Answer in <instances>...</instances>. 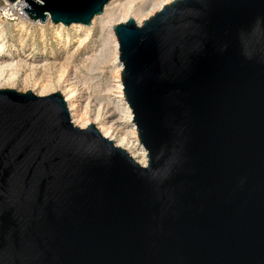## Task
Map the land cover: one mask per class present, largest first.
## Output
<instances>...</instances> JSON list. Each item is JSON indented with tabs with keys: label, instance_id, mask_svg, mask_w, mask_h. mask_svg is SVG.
<instances>
[{
	"label": "water",
	"instance_id": "95a60500",
	"mask_svg": "<svg viewBox=\"0 0 264 264\" xmlns=\"http://www.w3.org/2000/svg\"><path fill=\"white\" fill-rule=\"evenodd\" d=\"M24 1L83 26L109 2ZM114 28L148 165L60 92L0 89V264H264V0H173Z\"/></svg>",
	"mask_w": 264,
	"mask_h": 264
},
{
	"label": "bare ground",
	"instance_id": "6f19581e",
	"mask_svg": "<svg viewBox=\"0 0 264 264\" xmlns=\"http://www.w3.org/2000/svg\"><path fill=\"white\" fill-rule=\"evenodd\" d=\"M23 1L24 0H18L16 2L12 3L9 0H5V2L7 3V5L10 6V8L9 9L5 8V10H4L5 13L4 12L0 13V89H15L17 83L21 82L24 85L23 87H25V90L22 92L31 91V92L35 93L37 96H46V95H49L48 94L49 92L55 93L56 91H60L62 84L65 83L66 81H68V79H66L68 71H67V67L65 66L67 64L63 65L64 64L63 63V64L58 65V63H56L54 60H53L54 62H49L48 54H47L46 50L44 52L45 55L43 56L44 57L43 62H41V63L35 59L31 60L32 58H34V55L32 53L28 57L22 58L19 52H20V50H23V45H24L23 43H21V45L19 46L20 48L15 46V45H12L11 48L7 50L8 46H7L6 38H4V33H6L7 28L11 32L12 28H16V27H18L20 30H28V31L30 28L35 27V28H38L37 30L42 31V34H43V31L45 29L44 27L47 25H50L53 28H55V31H57V32H55L56 34L54 35L56 39L61 38L62 30L68 29V28H75L77 31L83 30L85 33H87V35H86V37H87V36H89V34L92 31L91 29H93L92 27L94 25H92V24H95V22L98 18H100L102 16L105 17L106 15H109V18L106 20V22H104L105 26H106V24H111V22H113L112 19L114 18V16H118V14H119V13H117L118 12L117 8H114V6H117L116 3L119 2L120 0H109V2L106 3V5H105L103 14L100 16L93 17L92 22H91L92 26H83L82 22H77V23H74L71 25H66L63 22L56 23L53 21V19L51 18L50 15L47 16V20H46V22H45L46 24H45V23L41 22L40 18L36 19V21H33L23 13V15H21L19 17L20 19L18 20V22L13 24V27L12 26H10V28L7 27L8 25H7L6 21L3 20V17L8 19V17H10L12 15H17V13L10 15V10L11 11H17L18 15H19V11L28 7V4L23 2ZM140 1L141 2L144 1L148 6L146 11L144 10V13H141L140 7H137V5H136V3L140 2ZM170 1L171 0H132V1H126L125 0L124 2H127V3H121L119 9H122V11H123L124 17L122 16L123 17L122 19H125L124 22L128 21L129 18H133L138 25H142L145 20L150 18L156 12L160 11ZM16 17L17 16H15V18ZM124 22H120V23H124ZM117 24H119V22L111 25L110 32L115 36V37L113 36L114 37L113 39L116 38V44H117L116 49L120 53L119 40H118L117 34L115 32V28H114L115 25H117ZM105 26H104V29H105ZM102 28H103V26H102ZM107 31H108V29H107ZM70 35H71L70 33H67V37H66V40L64 41V45L69 44ZM109 36L112 37L111 35H109ZM109 36H108V38H109ZM73 38H74V36H73ZM22 39H24V38L21 37L20 40H22ZM87 39H89V38H87ZM109 40H110V38H109ZM104 42L106 43V41H104ZM102 46H103V44H102ZM79 48H81V47H79ZM4 52H6L5 56L3 55ZM71 52H73V50ZM119 55L120 54H117V58L120 57ZM70 56L71 55H69L68 57H70ZM95 60H96V58H95ZM67 61H69L68 58H67ZM70 61H71V59H70ZM119 68H120L119 71H123L124 65H123L122 61H120V67ZM89 69L92 70L91 66L89 67ZM22 73H25V77L23 79H22ZM53 73L55 74L54 77H53ZM83 76H82V78H83ZM86 78H84V80H86ZM90 79H92V78H90ZM80 81H81V79H80ZM87 81H88V79H87ZM74 84H76V82H71V83L67 82V84L62 87V89H64L63 90L64 95L63 94L62 95H63L64 101L66 102L72 123L75 126L82 128V129H86L91 124H95L97 129L103 135V137L107 138L108 140L113 141L114 146L123 148L124 150H126L130 154V156H132L142 166H147L148 162H149L148 157H147L148 150L146 149V147L143 145V143L140 140L138 127H137L136 123L134 122L135 121L134 111L131 108V106H130V104L127 101L126 96H125L123 79H122V82L118 83V86H117L121 95L118 98H116V100L114 101V103H113L114 107H110V110H109L110 115L108 117H106V115L109 112L108 111H107L108 113L105 112L106 108L103 106H98L96 103H94L95 108L93 110L94 113H92L93 116L91 115L92 116V118H91L89 115V113L91 112V111L89 112V109L91 107V100H88L89 95H87L88 97L86 96V94H87L86 91L90 87L85 88L84 86H82L83 88L79 89L77 86L78 84L77 85H74ZM78 98L79 99L88 98L86 108L84 107L85 108L84 113H81L78 109V105H77V103L79 102V101L77 102ZM107 107H109V104ZM118 107L121 108L119 110L121 111L122 117L120 116V121L115 122L113 120V118L115 117V114L117 111L116 112H113V111L115 109L118 110ZM110 117L112 118V121H109V120L107 121V118H110ZM117 122H119L120 125L121 124H123V125L127 124L128 127L129 126H131V127L128 130V132H123L122 131L123 129L118 128V126L116 125ZM124 127H126V126H124Z\"/></svg>",
	"mask_w": 264,
	"mask_h": 264
},
{
	"label": "rangeland",
	"instance_id": "374dc122",
	"mask_svg": "<svg viewBox=\"0 0 264 264\" xmlns=\"http://www.w3.org/2000/svg\"><path fill=\"white\" fill-rule=\"evenodd\" d=\"M124 1L120 0L119 2L116 3L117 6H114V8H117V11H118L117 13H119V14H118V16H114V18L112 19L113 22H111V24H106V26H105V23H104L109 18V15H106L105 17L102 16V17H100L101 19L98 18L96 20L95 24H92L94 26L92 27L93 29H91L92 30L90 33L91 35L89 34L90 37L89 36L86 37L87 33H85L83 30L77 31L75 28H68V29L62 30V36H61L62 39L61 38L56 39L54 35L56 34L55 32H57V31H55V28H53L50 25H47L44 27L45 29L43 31V34H42V31L37 30L38 28H35V27L30 28L29 31L28 30H20L18 27H16L17 29L12 28L11 32L7 28L6 33H4V38H6V42H7V46H8L7 50L10 49L12 45L19 47L21 45V43H23L24 44L23 50H20V52H19L21 57L26 58L32 53L34 55V58H32L31 60L35 59V60L39 61L40 63L43 62V59H44L43 56L45 55L44 52L46 50V52L48 54L49 62L55 61L56 63H58V65L63 64V63H64L63 65L67 64V65H65L67 67V71H68L67 76H66V79H68V81L65 82L66 84H67V82L68 83L76 82V84H74V85L78 84L77 86L79 89H82L83 88L82 86H84L85 88L90 87L86 91L87 92L86 96L89 95V99L88 98H82V99L78 98L77 99V102L79 101L77 103L78 109L81 113H84V111H85V108L87 105V99L91 100V107L89 109V112L91 111L89 113L91 118L93 116L92 113H94L93 112V110L95 108L94 103H96L98 106L105 107L106 108L105 112H107V111L109 112L110 107H114L113 103L116 100V98H118L121 95L117 86H118V83L122 82V71H119L121 60H120V57H118L119 59L117 58V54H120V53L116 49V45H117L116 44V38L113 39L115 36L110 32V27L112 24H116L118 22L119 23L124 22L125 19H122L124 17L123 11H122V9H119L121 3H127ZM126 1H132V0H126ZM23 2H25V1H23ZM171 2H172V0L169 3H171ZM136 5H137V7H140L141 13H144V10L146 11V9L148 8L147 4L144 1H142V2L140 1V2L136 3ZM28 6H29V4H28ZM5 7L10 8V6H7V3L5 2V0H0V13H3V12L5 13V11H3V9ZM10 15H11V13H10ZM21 15H23V13L21 11H19V15L17 12L16 18L14 16H10V17H8V19L3 17V20L6 21V23L8 25L7 27L10 28V26L13 27V24L18 22V20L20 19L19 17ZM101 25L103 26V28ZM104 26H105V29H104ZM107 29H108V31H107ZM67 33L71 34L70 35V42L68 44L69 46L64 45V41L66 40ZM109 35H111L112 37H110ZM73 36H74V38H73ZM108 36H109L110 40H109ZM21 37L24 38V39H22L23 41L20 40ZM87 38H89V39H87ZM104 41H106V43ZM102 44H103V46L105 44L106 45L103 47ZM79 47H81V48H79ZM69 49L71 51L73 50L74 53L71 52ZM3 55L5 56L6 52H4ZM69 55H71V56L68 57ZM67 58L69 61H67ZM95 58H96V60H95ZM70 59H71V61H70ZM90 66H91L92 70L89 69ZM54 76H55V74L53 73V77ZM82 76H83V78H82ZM24 77H25V73H22V79ZM84 78H86V80H84ZM90 78H92V79H90ZM80 79H81V81H80ZM87 79L89 82L87 81ZM65 83L62 84V87L64 85H66ZM23 86L24 85L21 82H18L15 89L17 91L19 90L20 92H22L25 90V87H23ZM62 87H61L60 91H56V92H60L61 94H63L64 89H62ZM51 93L52 92H49L48 94H51ZM108 104H109V107H107ZM119 109H121V108L118 107V110L115 109L113 111V112L117 111L115 114V117L113 118V120L115 122L120 121V116L122 117L121 111ZM109 115H110V112L106 115V117H108ZM108 120L112 121V118L111 117L107 118V121ZM116 125L118 126V128L123 129L122 130L123 132H128V130L131 127V126L128 127L127 124H124V125L121 124L120 125L119 122H117ZM124 126H126V127H124Z\"/></svg>",
	"mask_w": 264,
	"mask_h": 264
},
{
	"label": "built area",
	"instance_id": "2783aa9c",
	"mask_svg": "<svg viewBox=\"0 0 264 264\" xmlns=\"http://www.w3.org/2000/svg\"><path fill=\"white\" fill-rule=\"evenodd\" d=\"M17 1H18V0H17ZM15 2H16V1H15ZM7 6H9V5H7ZM5 8L9 9V7H5ZM5 8L3 9V11L5 10ZM10 13H11V14H15V13H17V11H11V10H10ZM12 16L15 17V16H17V15H12Z\"/></svg>",
	"mask_w": 264,
	"mask_h": 264
}]
</instances>
